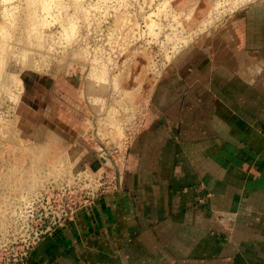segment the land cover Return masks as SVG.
Returning a JSON list of instances; mask_svg holds the SVG:
<instances>
[{"label":"rangeland","instance_id":"374dc122","mask_svg":"<svg viewBox=\"0 0 264 264\" xmlns=\"http://www.w3.org/2000/svg\"><path fill=\"white\" fill-rule=\"evenodd\" d=\"M255 1L0 0V264H43L45 245L119 188L152 86Z\"/></svg>","mask_w":264,"mask_h":264},{"label":"crops","instance_id":"0c3cea01","mask_svg":"<svg viewBox=\"0 0 264 264\" xmlns=\"http://www.w3.org/2000/svg\"><path fill=\"white\" fill-rule=\"evenodd\" d=\"M127 152L43 264H264V0L173 58Z\"/></svg>","mask_w":264,"mask_h":264},{"label":"bare ground","instance_id":"6f19581e","mask_svg":"<svg viewBox=\"0 0 264 264\" xmlns=\"http://www.w3.org/2000/svg\"><path fill=\"white\" fill-rule=\"evenodd\" d=\"M236 1H237V0H236ZM242 1H243V0H242ZM244 2H245V1H244ZM237 3H239V1H238ZM237 3L235 2L236 5H237ZM238 5H239V4H238ZM235 7H236V6H235ZM232 8H233V7H232ZM191 14H192V12L190 11V12L188 13V16H190ZM82 78H83V77H82ZM85 79H86V78H85ZM98 79H99V77H98ZM84 81H86V80H84ZM87 82H88V81H87ZM84 83H85V82H84ZM91 83H92V82H91ZM128 83L131 84V82H128ZM89 84H90V82H89ZM87 85H88V84H87ZM92 85H93V84H92ZM92 85L90 84V86H89V85H88V86L91 87ZM88 86H87V87H88ZM16 87H17V89H18V94H20V91H21V89H22V82H21V80H20L19 77H18L17 80H16ZM82 89H83V88H82ZM90 89H91V88H90ZM120 90H121V89H120ZM88 92H89V90L87 89V93H88ZM123 92H124L123 94H125V95L128 93L126 90H123ZM90 93H91V92H90ZM83 95H84V93H83ZM89 95H90V94H89ZM85 96H86V95H85ZM82 97H84V96H82ZM87 97H88V95H87ZM126 97H127V96H126ZM129 97H130V95H129ZM95 98H96V97H95ZM131 98H132V97H131ZM89 99H92V98L89 97ZM123 99H124V98H123ZM87 101H88V100H87ZM91 101H93V100H91ZM89 102H90V100H89ZM96 102H98V101H96ZM93 104H94V103H93ZM90 105H92V104L90 103ZM96 105H97V103H96ZM87 121H88V120H87ZM15 132H16V131H15ZM20 139H21V138H20ZM16 140H17V136H16V138H15V142H16ZM18 140H19V139H18ZM22 141H23V140H22ZM22 141H21V142H22ZM19 142H20V141H19ZM17 143H18V142H17ZM18 144H21V143H18ZM40 148H43V147H40ZM40 148H38V149H39L38 151L41 150ZM38 151H37L36 153H39ZM42 151H44V150H42ZM45 152H46V150H45ZM45 152H44V153H45ZM34 155H35V154H34ZM38 155L41 157L40 154H38ZM38 155H35V156H38ZM42 155H44L43 152H42ZM35 156H34V157H35ZM40 160H41V159H40ZM13 164H14V163H13ZM13 164H12V165H13ZM5 165H6V164H5ZM12 165H10V166H12ZM14 166H15V165H13V167H14ZM13 167L10 168V171H8L7 174H9V175L12 174V172L14 171V168H13ZM3 170H4V169H3ZM3 173H4V172H3ZM118 174H119V173H118ZM81 175H83V174H81ZM6 177H8V179H9V176H6ZM6 180H7V179H6ZM6 180H5V181H6ZM91 181H92V180H91Z\"/></svg>","mask_w":264,"mask_h":264}]
</instances>
